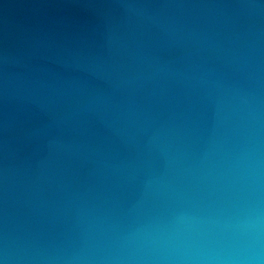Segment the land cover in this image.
<instances>
[{
  "label": "water",
  "instance_id": "obj_1",
  "mask_svg": "<svg viewBox=\"0 0 264 264\" xmlns=\"http://www.w3.org/2000/svg\"><path fill=\"white\" fill-rule=\"evenodd\" d=\"M245 101L264 137V0H0V264H128Z\"/></svg>",
  "mask_w": 264,
  "mask_h": 264
},
{
  "label": "clouds",
  "instance_id": "obj_2",
  "mask_svg": "<svg viewBox=\"0 0 264 264\" xmlns=\"http://www.w3.org/2000/svg\"><path fill=\"white\" fill-rule=\"evenodd\" d=\"M221 147L210 189L177 193L121 240L128 264H264V137L247 101Z\"/></svg>",
  "mask_w": 264,
  "mask_h": 264
}]
</instances>
